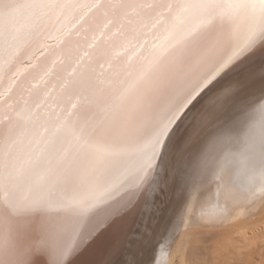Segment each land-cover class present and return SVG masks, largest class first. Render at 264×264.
<instances>
[{
  "label": "snow or ice",
  "instance_id": "1",
  "mask_svg": "<svg viewBox=\"0 0 264 264\" xmlns=\"http://www.w3.org/2000/svg\"><path fill=\"white\" fill-rule=\"evenodd\" d=\"M257 116L226 197L264 193V0H0V264H129L123 223Z\"/></svg>",
  "mask_w": 264,
  "mask_h": 264
},
{
  "label": "bare ground",
  "instance_id": "2",
  "mask_svg": "<svg viewBox=\"0 0 264 264\" xmlns=\"http://www.w3.org/2000/svg\"><path fill=\"white\" fill-rule=\"evenodd\" d=\"M254 124L251 131L246 127L241 133L240 145L234 148L226 147L222 150L215 160L210 162L207 169L193 179L182 195L178 196L176 192L171 191L176 198L172 202L170 201L171 204L167 208L172 209L170 218L166 216L169 218L168 221L166 220V224L159 226L156 233L153 234L155 235L153 238L157 239L156 243L152 242L153 247L156 244L154 250L151 248L152 246L150 247L153 251L151 255L154 264H180L179 260L184 247L186 245L191 247L194 242L191 236L200 231L214 232L223 248L232 254L233 259L238 260L246 253H254L256 264H264V193L257 190L255 195L249 194L247 198L239 199L226 197L223 191L226 183L237 181L239 171L234 167L225 169V158L230 152L242 151L248 137L259 138L258 116ZM158 201L157 197L156 204ZM155 206L150 212H144L143 215L137 211L133 217L123 223L122 229L119 230V236L115 237L123 244L127 253L126 260H131L134 248L140 240L146 238L145 231L148 232L149 229L147 223L152 221V213L159 211L158 209L153 211ZM152 219L154 220L155 217ZM113 238L112 235L109 236L110 240ZM96 258L92 252H89L78 257L75 264H89ZM45 259H49V257L46 256ZM248 264L252 263L248 262Z\"/></svg>",
  "mask_w": 264,
  "mask_h": 264
},
{
  "label": "rangeland",
  "instance_id": "3",
  "mask_svg": "<svg viewBox=\"0 0 264 264\" xmlns=\"http://www.w3.org/2000/svg\"><path fill=\"white\" fill-rule=\"evenodd\" d=\"M175 198V194H173L171 191H166L162 194V196H158V202H161V204H158L157 202L153 211H156L157 209L159 211L153 212L152 217L150 216L152 221H149L147 223L149 229L148 232L147 230L145 231L146 238L140 240L141 243L139 242V244L134 248L131 260H128L129 264H131L134 259L145 261L148 259L149 255L152 256L151 253H153V251L151 250V248L154 250V247L156 246L155 244V246L153 247L154 244H152V242H157V239L153 238L155 236L153 234L156 233L159 226L166 224V222L170 218L172 209L167 208L169 207L168 205L171 204L170 201L172 202V200H174ZM161 199L163 202L161 201ZM166 216L169 218H167ZM153 217H155L154 220L152 219ZM151 222L153 223L152 226ZM151 238H153V241L151 240ZM191 238L194 240V242L191 247H187V245L184 247L183 253L179 260L181 262L180 264H248V262L256 264L257 262L254 253H246L238 260L233 259L232 254L229 252V250L223 248L221 241L218 239V236L214 232L200 231L199 233L192 235ZM148 240L151 242H149Z\"/></svg>",
  "mask_w": 264,
  "mask_h": 264
}]
</instances>
